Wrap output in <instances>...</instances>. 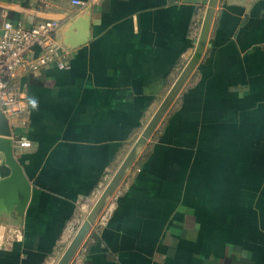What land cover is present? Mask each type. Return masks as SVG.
Wrapping results in <instances>:
<instances>
[{
    "label": "crops",
    "instance_id": "0c3cea01",
    "mask_svg": "<svg viewBox=\"0 0 264 264\" xmlns=\"http://www.w3.org/2000/svg\"><path fill=\"white\" fill-rule=\"evenodd\" d=\"M74 1L0 0V27L58 20L69 53L68 68L21 77L14 123L31 146L15 157L31 193L21 217L0 214V264L57 262L192 55L209 2ZM173 103L68 264H264V0H217Z\"/></svg>",
    "mask_w": 264,
    "mask_h": 264
},
{
    "label": "water",
    "instance_id": "95a60500",
    "mask_svg": "<svg viewBox=\"0 0 264 264\" xmlns=\"http://www.w3.org/2000/svg\"><path fill=\"white\" fill-rule=\"evenodd\" d=\"M216 3L217 0H209L201 25L199 37L196 41L192 55L184 65L183 69L175 79L172 86L169 88L162 102L157 107L152 117L133 143L125 159L123 160L109 183L106 185L97 201L95 202L75 234L72 236L68 245L55 264H68L70 262L80 244L82 243L83 239L85 238L94 220L104 208L107 199L114 193L115 189L124 177L127 169L135 161L138 150L140 149V147L146 144L147 140L150 138L157 125L178 96L179 92L193 72L194 68L200 61L206 48L207 36L209 33ZM0 157L1 164L9 169V173L6 176L0 178V214L5 213L13 216V213H15L18 218L23 215V212L29 201L31 184L26 178L21 164L15 157V146L11 136V131L6 118L1 113Z\"/></svg>",
    "mask_w": 264,
    "mask_h": 264
},
{
    "label": "built area",
    "instance_id": "2783aa9c",
    "mask_svg": "<svg viewBox=\"0 0 264 264\" xmlns=\"http://www.w3.org/2000/svg\"><path fill=\"white\" fill-rule=\"evenodd\" d=\"M79 4V1H74ZM2 16L6 17L4 12ZM60 22L40 20L30 26L4 19L0 27V113L6 118L15 148H28L30 140L14 132V118L25 109V91L21 77L37 74L56 66L66 69L68 50L60 45L57 32ZM1 163V157H0Z\"/></svg>",
    "mask_w": 264,
    "mask_h": 264
},
{
    "label": "rangeland",
    "instance_id": "374dc122",
    "mask_svg": "<svg viewBox=\"0 0 264 264\" xmlns=\"http://www.w3.org/2000/svg\"><path fill=\"white\" fill-rule=\"evenodd\" d=\"M177 100H178V99H177ZM177 100L175 101V103H173L172 107H174V106L176 105ZM170 107H171V106H170ZM161 120H162V119H161ZM160 122H161V121H160ZM160 122H159V124H158L157 126H160ZM156 128H158V127H156ZM13 130H14V132L17 133V134H21V131H22V129L19 128V127H14ZM149 140H150V139H149ZM146 143H147V142H146ZM147 146H148V144H147ZM147 146H146V144H145L144 146H142V147H140V148H147Z\"/></svg>",
    "mask_w": 264,
    "mask_h": 264
}]
</instances>
